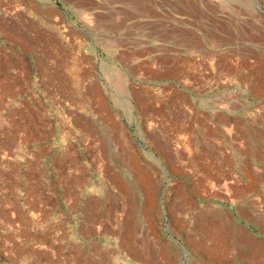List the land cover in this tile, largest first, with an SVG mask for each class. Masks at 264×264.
<instances>
[{
  "label": "rangeland",
  "instance_id": "obj_1",
  "mask_svg": "<svg viewBox=\"0 0 264 264\" xmlns=\"http://www.w3.org/2000/svg\"><path fill=\"white\" fill-rule=\"evenodd\" d=\"M90 1L0 0V264H149L142 245L160 264H264V199L236 171L237 144L264 137V0H158L151 21L180 40L159 77L102 51L97 16L127 6Z\"/></svg>",
  "mask_w": 264,
  "mask_h": 264
},
{
  "label": "crops",
  "instance_id": "obj_2",
  "mask_svg": "<svg viewBox=\"0 0 264 264\" xmlns=\"http://www.w3.org/2000/svg\"><path fill=\"white\" fill-rule=\"evenodd\" d=\"M102 1H106L111 5H115V7L116 6L120 7L121 5L127 6L126 11H124L125 15L122 17L121 20H119L120 18L117 17L118 15L117 11L115 12L109 11L107 14L104 13L106 16H102L103 13L100 14V16L98 15L97 18L101 19L98 21V23L95 20V25H98V27L100 28L99 30L100 33L109 34L111 35L110 38L111 39L113 38L111 41H109L106 48H102V51H107L111 57H114L113 58L114 61L121 68L125 69V74L127 76L132 77L134 74L139 72H140L139 74H142L141 69L149 67L152 68L155 71L156 76L159 77V73L164 74L166 66H168L169 68L175 67L174 61L179 60L178 53L180 50V40L176 37L166 39L164 37V29H162L160 24H154V22L151 21L154 18H159L160 11L158 8L159 7L158 0H157L158 3L157 5L156 4L150 5L151 9L149 11L145 10V8L142 7V4L138 0H102ZM72 2L76 8L77 13L80 10H88V12L98 11L99 6L96 4V2H91L90 0H72ZM166 47L168 48V50H166ZM166 60H172L173 63L171 64L168 63L166 65L165 63ZM145 61L149 62V64L144 65ZM113 69L114 68L110 67V71H112ZM162 76L160 80L156 79L155 84L163 85L164 79ZM95 98L96 96L94 97L93 95V99ZM135 98H136V102H142V100H140L141 95H136ZM113 128H114V133H116V131H118L116 126H114ZM116 139L118 138L116 137ZM250 140L252 141L251 147L253 153L248 157H246L245 154L243 156L239 154L238 150L239 151L241 150V144L240 145L239 143L237 144L238 149L237 148L236 149H237L238 160H237L236 171L242 176L241 182L244 183L240 187H242L243 189H248L250 188L248 187V184H250L251 186L253 185L252 186L253 189L258 188L261 190V193H259L258 197L264 199V137L251 138ZM120 143L122 142L120 141ZM123 147H122V152L125 155L126 161L122 162L121 160L120 162H118V164L120 165L119 166L120 173L128 174L137 171V173L140 174V178H142L140 180H142L143 185L145 187L144 197L146 198H145L144 210L145 212H150L154 207V196H153V187L148 182V174L145 169H142L137 165V162L135 160L136 157H134L130 153L132 151L131 147L125 144L123 145ZM242 147L244 146L242 145ZM133 158L134 160L131 161V159ZM231 158L233 159V156ZM247 158L249 159L250 162H252L253 169L251 170L252 171L251 174H248L246 176L243 166H244V161ZM230 175L231 174L228 175V179L231 177ZM117 176L119 178H117ZM121 177L120 175H116L114 179L116 181L118 180V185L119 186L121 185L120 187L123 186L122 194L126 197L128 192H125L124 190L125 189L128 190L129 186L128 184L126 185L125 182L123 181V176ZM145 177L147 179H144ZM249 193L250 192H246L243 198H247ZM256 197L257 196L254 194L253 199H256ZM145 205L147 206L145 207ZM177 221H180V219ZM127 244L129 247L130 241H128ZM136 248L137 249L131 248V253L133 255H138L137 258L140 261L149 264H154L153 260L158 259V250H156V252L152 250L154 254H150L148 249L143 245L141 247L138 246Z\"/></svg>",
  "mask_w": 264,
  "mask_h": 264
},
{
  "label": "bare ground",
  "instance_id": "obj_3",
  "mask_svg": "<svg viewBox=\"0 0 264 264\" xmlns=\"http://www.w3.org/2000/svg\"><path fill=\"white\" fill-rule=\"evenodd\" d=\"M180 118V117H179ZM219 121V120H218ZM114 140V139H113ZM131 158V157H130ZM134 160V158L133 159H131V161H133ZM134 163V162H133ZM132 163V164H133ZM128 165V164H127ZM133 168V167H132ZM128 171V170H127ZM133 171V170H132ZM145 171V170H144ZM147 176V175H146ZM143 177V176H142ZM142 179V178H141ZM144 179H147L146 177L144 178ZM143 179V180H144ZM147 181V180H146ZM149 184V183H148ZM147 185V184H146ZM121 186V185H120ZM144 186V185H143ZM145 188V187H144ZM121 189V188H120ZM145 191V190H144ZM151 193V192H150ZM149 194V193H148ZM146 198V197H145ZM146 201H147V199H146ZM147 205H145V207H146ZM128 223V222H127ZM212 224H214V223H212ZM203 225H201V227H202ZM225 226V225H224ZM216 227V226H215ZM204 228V227H203ZM213 229V228H212ZM224 229V228H223ZM217 232V231H216ZM110 233V232H109ZM136 233V232H135ZM228 233V232H227ZM239 234V233H238ZM212 236V235H211ZM255 241V240H254ZM220 242V241H219ZM127 243H128V241H127ZM126 243V244H127ZM240 243V242H239ZM142 244V243H141ZM149 245V244H148ZM141 247V246H140ZM141 249V248H140ZM142 250V249H141ZM217 251L219 250V249H216ZM133 251V250H132ZM211 252L214 254V252H215V249L212 251L211 250ZM211 252H210V255H211ZM151 256V255H150ZM213 256V255H212ZM210 257V256H209ZM232 258V257H231ZM154 261V264H160L159 263V261H158V259H155V260H153ZM162 261V260H161ZM160 261V262H161ZM262 262V261H261ZM264 262V261H263ZM162 264H165L163 261H162ZM260 264V263H259Z\"/></svg>",
  "mask_w": 264,
  "mask_h": 264
}]
</instances>
